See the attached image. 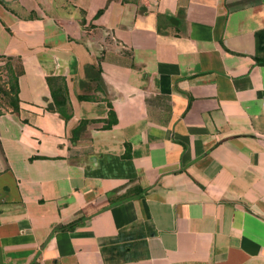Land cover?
Segmentation results:
<instances>
[{
  "label": "crops",
  "instance_id": "0c3cea01",
  "mask_svg": "<svg viewBox=\"0 0 264 264\" xmlns=\"http://www.w3.org/2000/svg\"><path fill=\"white\" fill-rule=\"evenodd\" d=\"M0 57V264H264V0H0Z\"/></svg>",
  "mask_w": 264,
  "mask_h": 264
},
{
  "label": "trees",
  "instance_id": "16d2710c",
  "mask_svg": "<svg viewBox=\"0 0 264 264\" xmlns=\"http://www.w3.org/2000/svg\"><path fill=\"white\" fill-rule=\"evenodd\" d=\"M100 11L99 13H101ZM3 59L4 65L0 67V73L6 75V80L1 81L0 78V105L3 106L5 102H17L18 95V76L13 68V64L10 58L0 57ZM49 87L51 88V98L52 102L49 104L48 108L50 110L58 111L65 119L69 118V114L67 111V89L65 80L61 77H54L48 79ZM80 99H86L85 97H80ZM64 112L67 114L64 115ZM112 112L109 111V117L112 116ZM115 122V119L108 120L107 124L104 126L105 128L111 127V125Z\"/></svg>",
  "mask_w": 264,
  "mask_h": 264
}]
</instances>
